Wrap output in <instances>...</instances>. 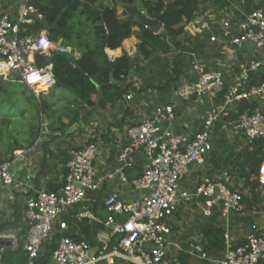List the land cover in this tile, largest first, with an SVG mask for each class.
I'll use <instances>...</instances> for the list:
<instances>
[{"label": "built area", "instance_id": "obj_1", "mask_svg": "<svg viewBox=\"0 0 264 264\" xmlns=\"http://www.w3.org/2000/svg\"><path fill=\"white\" fill-rule=\"evenodd\" d=\"M33 17L42 19L30 0H25L15 21L8 13L0 14V77L23 84L38 96L39 87L50 88L55 81L51 66L38 67L36 58L57 52L71 56L73 51L51 42L45 31L37 37L19 36V27L31 23ZM222 27L228 34L222 43L234 48L251 44L256 49H264V6L247 14L235 28L236 34L231 33L229 22H223ZM215 40L211 38V41ZM108 61L112 62V57L108 56ZM262 65L263 61L252 60L241 66L240 73L222 95L221 105L212 107L202 116L200 128L192 135L172 131L176 120L174 103L156 106L148 117L127 129L126 145L116 157L117 167L104 176L96 175L93 167L98 154L96 144L88 143L73 151L65 183L56 191H40L26 200L23 238L15 232L0 233V264H4L7 254L19 248L27 254V264H40L38 259L44 243L56 231L68 230V224L63 220L68 212L86 201L89 193L97 192L105 180L114 179L121 184H129L141 194L130 201L124 200L118 192L106 196L102 200L106 218L102 220L89 215L93 222L103 227L97 236L99 249L93 251L86 240L76 241L63 236L52 253V262L98 264L119 259L127 264H174L167 260L171 235L169 220L174 216L179 200L184 203L201 202L204 217H211L216 210L219 219L225 222V251L216 264H258L263 261L264 223L252 222L251 234L242 238H234L229 232L231 217L243 216L247 210L241 192L232 186L228 169L204 177L190 191L179 190L191 170L205 165V157L212 151L216 124L227 116L230 106L241 101H264V82L248 85L250 74ZM191 70L196 80L182 84L175 97L183 102L197 98L213 102L225 87L223 73L206 72L200 62H193ZM131 97L128 95L127 99ZM224 126L241 134L248 144L264 140V113L259 108L239 114ZM22 155L23 152L18 151L9 161L0 164V186L20 187L15 182L12 168ZM137 157L144 159V168L137 178L128 181L127 172L134 167ZM256 181L264 197V158ZM112 239L116 241L117 248L108 252ZM189 248L205 257L200 245L189 243Z\"/></svg>", "mask_w": 264, "mask_h": 264}, {"label": "crops", "instance_id": "obj_2", "mask_svg": "<svg viewBox=\"0 0 264 264\" xmlns=\"http://www.w3.org/2000/svg\"><path fill=\"white\" fill-rule=\"evenodd\" d=\"M24 2L25 0H0V14L8 13L10 19L15 21ZM99 5L114 7L119 18H124L125 9L113 0H94L92 7L97 8ZM134 6L145 15L139 4ZM263 6L264 0H200L194 19L185 24L183 33L176 37V46L169 38L162 36L164 32L161 28L155 34L161 35V45L149 59H142L137 53L139 28L134 27V35L124 40L121 48L113 51L105 48L107 56L113 59L125 52L132 60V68L123 84L124 89H127L115 102L100 94L93 95L91 98L93 106L82 109L75 122L70 123L69 117L62 115L65 106L74 98L71 92L59 88L56 83L50 88L41 89L37 95L45 96L49 104L52 105V109L45 110L42 115V129L37 135L35 143L29 148L16 150L12 154L13 157L16 152H23V155L13 166L14 179L16 184H20V187L16 189L14 186H0V233L15 232L23 238L26 228L24 223L26 200L34 196L39 191V187L45 191H56L65 183L67 166L72 160L73 151L81 149L88 143H94L98 147V154L93 162L96 175L104 176L116 168V157L126 145L127 129L148 117L156 106L172 103L176 105V120L171 128L174 133L192 135L197 132L201 126V118L205 113L192 115L191 107L187 105V102L175 97L176 90L182 84L196 80V76L191 70L193 62L202 63L206 72H222L227 88L240 73L241 66L252 60L264 63V49H256L251 44L234 48L222 43L228 35L222 27L223 22H229L233 28L230 30L231 33L236 34L235 28L244 17ZM34 19L33 17L32 20ZM212 37L216 40L211 41ZM162 47L167 51L163 52ZM67 48L73 51V55L67 56L69 60L80 58L81 54L78 50ZM0 79L4 80L2 77ZM110 81L114 82L112 76H110ZM127 85L130 86L127 87ZM128 95L132 96L129 100L127 99ZM193 101L194 109L197 111L205 104L209 106V109L220 106L222 98L217 95L213 102L206 98H197ZM50 120L56 123L61 120L66 127L63 131L54 132L50 129ZM78 123L80 125L76 127ZM73 127L74 130L71 131ZM224 132V127L220 128V136L225 139ZM232 134L233 138L237 140V145H242L239 148L240 151L237 153L233 151L238 157L247 143L243 142L244 138L241 134L233 131ZM237 157L232 156L228 151L214 150L212 144V151L205 165L200 169L191 170L181 182L179 190L181 192L190 191L199 185L204 177L214 175L222 169H228L233 188L239 190L242 197L248 195L249 190L244 186L243 179L231 167V163L236 162ZM211 159H213V163ZM144 165V159L137 157L134 167L127 172L128 181L137 178ZM112 192H118L126 201L135 199L141 194L134 191L129 184H121L117 179L105 180L97 192L89 193L86 201L74 206L68 212L65 217L72 219L73 223L68 226L65 233H69L70 238L76 241L86 240L89 242V239H92L97 243V246L91 245L93 251L99 249L97 236L103 229L98 230L93 236L92 231L87 234L82 232L83 227L79 223L84 218L88 220L87 226L94 223L89 215L100 219L102 216L105 217V210L98 211V216L93 214V204L95 202L101 204L102 200ZM200 205L201 202L197 201L184 203L179 200L177 210L169 220L171 235L167 248V260L174 264H216L223 256L225 222L219 219L216 210L211 217H204ZM259 207L256 209L257 211L231 217L228 227L234 238L245 236L244 220L246 217H250L252 222L264 223L263 202ZM189 243L200 245L205 257L190 249ZM105 262L106 264H116L115 260Z\"/></svg>", "mask_w": 264, "mask_h": 264}, {"label": "trees", "instance_id": "obj_3", "mask_svg": "<svg viewBox=\"0 0 264 264\" xmlns=\"http://www.w3.org/2000/svg\"><path fill=\"white\" fill-rule=\"evenodd\" d=\"M123 7L124 18L121 19L117 15L114 7L99 5L93 8L94 0H30V4L38 9L42 15L41 20H32L29 24L19 27V36L37 37L42 31L47 33L48 39L60 46L71 47L78 50L81 54L77 60L71 59V66L56 53L50 56H39L36 58V65L40 68L51 66L52 76L59 88L69 91L74 98L65 106L62 115L68 116L70 123L75 122L82 109L92 107L91 100L93 95L100 94L102 97L115 102L127 89L123 87L126 78L132 68V60L123 52L121 56L112 58L111 68L104 62L102 56L95 53L100 47L106 43L105 48L113 51L121 48L122 42L134 35L133 28L138 27L137 53L142 59H149L159 49L161 45V35L153 34L149 29L138 25H132L126 8L139 4L142 11L150 19L160 18L164 38H169L172 44L176 46V37L183 33L185 24L192 21L198 11L200 0H113ZM162 51H167L162 47ZM176 73V70H175ZM110 76L114 82L110 81ZM264 82V63L255 72L249 76V86L258 85ZM22 85L25 89L20 97L23 102L18 116L19 123L15 128H10L12 122L15 123L16 116H2L0 114V164L8 161L14 151L31 147L42 129V115L45 110H51L52 105L49 104L47 98L43 95L36 97L33 91L27 86ZM130 85H127L129 87ZM228 88L224 87L223 91L218 95L227 92ZM4 92L7 95L4 106L12 109H18L16 103L11 100L10 95L5 90L2 81L0 82V94ZM19 97V98H20ZM4 100H2L3 102ZM233 110L225 120H234L239 114L244 112L251 113L259 108L264 113V101L258 100L241 101L232 105ZM50 118L48 117V120ZM29 120L32 124H29ZM26 122V127L30 125L28 134L22 137V126ZM50 129L54 132L63 131L66 125L61 120L53 122L50 120ZM220 128L218 122L215 132ZM264 158V140H254L247 144L245 149L238 154L236 162L231 163L232 169L239 173L243 179V184L249 190V194L244 196L242 202L248 213L255 209L263 202V197L258 189L256 181L259 166ZM105 210L102 203L95 202L92 212L98 216V211ZM98 212V213H97ZM68 226L72 225V219L63 218ZM85 218L81 220L79 225L83 227L81 230L85 234L92 231L94 236L96 232L103 229L97 223H91L87 226ZM85 225V227H84ZM65 231H56L52 238L42 246V253L38 262L40 264H49L53 251L56 249L59 239L63 236H70ZM89 239V238H88ZM88 242V241H87ZM92 246H97L96 241L89 239L88 242ZM117 243L110 241L107 251L116 249ZM116 264H127L119 259H115ZM4 264H27V254L19 248L13 253H9L4 257ZM98 264H106L101 261ZM258 264H264V260Z\"/></svg>", "mask_w": 264, "mask_h": 264}, {"label": "rangeland", "instance_id": "obj_4", "mask_svg": "<svg viewBox=\"0 0 264 264\" xmlns=\"http://www.w3.org/2000/svg\"><path fill=\"white\" fill-rule=\"evenodd\" d=\"M3 86L5 87L6 92L8 93V95H10L11 100H13L16 105L19 107V111L18 109H12L11 107H7L4 106L5 104V100L7 98L6 93L2 92L0 94V114H2V116H16V121L15 123L12 122V126L10 128H15L16 124L19 123V112L21 110V108L23 107V102L22 99L20 97L21 93H23V91H25L24 87L22 85H19L17 82L15 81H11L10 79L7 80H3L2 81ZM227 87V86H225ZM26 92V91H25ZM20 97V98H19ZM220 98V97H219ZM207 99V98H206ZM2 100H4L2 102ZM194 99H191L189 102H187V105L189 107H191V114L192 115H200V114H204L207 111H209V106L207 104H205L204 106H201L199 109H197V111L194 109ZM233 106H230V108L227 110V116L223 117L219 123H220V128L224 127V135L226 136V138L224 139L223 137L221 138L220 136V128L217 130V132H215V134L213 135V140H212V144L214 147V150L218 151L219 149L224 152H229V154H231L234 157H237L235 153H237L238 151H240L239 148L242 147L237 145V140L233 138V134H232V130L229 127H226L224 125H226L227 122L232 121V120H225V118H228L230 115V112H232ZM29 124H32V122L29 120ZM30 129V125L28 127H26V122L25 124L22 126V137L28 134V130ZM215 140V142H214ZM243 142H246L243 140ZM247 143V142H246ZM248 144V143H247ZM235 153H234V152ZM210 154H208L205 159L206 162L209 159ZM227 160V158H226ZM229 161V160H228ZM226 161V162H228ZM211 162L213 163V159H211ZM197 169H200V167H197ZM263 204H264V197H263ZM107 216V212L105 217L102 216L101 219L104 220ZM50 264H55V262H52L50 260Z\"/></svg>", "mask_w": 264, "mask_h": 264}, {"label": "water", "instance_id": "obj_5", "mask_svg": "<svg viewBox=\"0 0 264 264\" xmlns=\"http://www.w3.org/2000/svg\"><path fill=\"white\" fill-rule=\"evenodd\" d=\"M126 11H127L128 18H129L132 25H138V26L144 27L146 29H149L153 34H157L161 30L162 23H161L159 17H157L155 19H150L146 15L139 12V10L135 6L128 7L126 9ZM105 46H106V43H104L100 47L99 50L95 51V53L102 56L105 63L111 68L112 67L111 63L108 61V56L105 53ZM56 55L60 56L68 66H71V62L65 54L57 52ZM0 81H1V79H0ZM78 125H80V124L79 123L76 124V127ZM74 127L71 128V131L74 130ZM12 170H13V168H12ZM38 190L39 191H37V193L40 191H45V190H41V187H39ZM251 224H252L251 218L246 217L244 220L245 236H249L251 234Z\"/></svg>", "mask_w": 264, "mask_h": 264}, {"label": "bare ground", "instance_id": "obj_6", "mask_svg": "<svg viewBox=\"0 0 264 264\" xmlns=\"http://www.w3.org/2000/svg\"><path fill=\"white\" fill-rule=\"evenodd\" d=\"M43 88H45V87H43ZM43 88H40V87H39L40 90L43 89Z\"/></svg>", "mask_w": 264, "mask_h": 264}]
</instances>
